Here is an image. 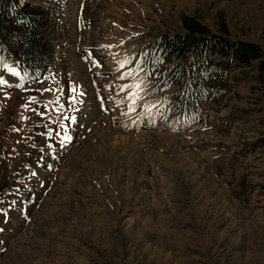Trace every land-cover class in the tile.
<instances>
[{
  "label": "rangeland",
  "instance_id": "obj_1",
  "mask_svg": "<svg viewBox=\"0 0 264 264\" xmlns=\"http://www.w3.org/2000/svg\"><path fill=\"white\" fill-rule=\"evenodd\" d=\"M24 1L54 51L30 81L0 49V264H264L256 61L182 120L148 70L183 18L264 57V0Z\"/></svg>",
  "mask_w": 264,
  "mask_h": 264
},
{
  "label": "trees",
  "instance_id": "obj_2",
  "mask_svg": "<svg viewBox=\"0 0 264 264\" xmlns=\"http://www.w3.org/2000/svg\"><path fill=\"white\" fill-rule=\"evenodd\" d=\"M50 13L43 5L0 0V49L12 55L14 68L28 80L41 79L49 70V56L54 51L47 22ZM181 23L186 34L160 37L148 62L155 89L160 85L172 88L170 116L198 118L206 99L225 104L231 86L228 70L236 66L251 67L256 61V78L264 88V57L258 46L206 37L208 32L194 19L183 18Z\"/></svg>",
  "mask_w": 264,
  "mask_h": 264
},
{
  "label": "snow or ice",
  "instance_id": "obj_3",
  "mask_svg": "<svg viewBox=\"0 0 264 264\" xmlns=\"http://www.w3.org/2000/svg\"><path fill=\"white\" fill-rule=\"evenodd\" d=\"M4 69L7 70L11 75L18 76L19 73L16 71V69L8 64L3 65ZM3 80H0V83H3Z\"/></svg>",
  "mask_w": 264,
  "mask_h": 264
}]
</instances>
